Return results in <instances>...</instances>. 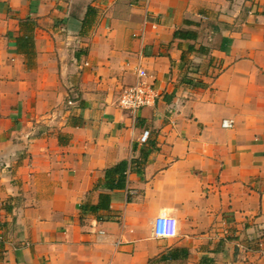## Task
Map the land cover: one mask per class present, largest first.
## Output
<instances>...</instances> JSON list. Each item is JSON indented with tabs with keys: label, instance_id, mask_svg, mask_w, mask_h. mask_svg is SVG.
I'll list each match as a JSON object with an SVG mask.
<instances>
[{
	"label": "crops",
	"instance_id": "1",
	"mask_svg": "<svg viewBox=\"0 0 264 264\" xmlns=\"http://www.w3.org/2000/svg\"><path fill=\"white\" fill-rule=\"evenodd\" d=\"M0 264H264V0H0Z\"/></svg>",
	"mask_w": 264,
	"mask_h": 264
},
{
	"label": "built area",
	"instance_id": "2",
	"mask_svg": "<svg viewBox=\"0 0 264 264\" xmlns=\"http://www.w3.org/2000/svg\"><path fill=\"white\" fill-rule=\"evenodd\" d=\"M129 72L134 78V84L122 92L117 105L120 109L127 111L132 120H136L138 113L143 108L154 107L158 95L141 65L132 67ZM157 118L158 116L155 115V119ZM221 127L231 129L232 122L227 119L222 120ZM149 136L150 131L144 130L139 138V143L146 144ZM153 234L158 238L175 237L177 235L176 221L164 215L157 217L153 226ZM53 241L54 235H50L47 231L41 232L40 242L42 244H49Z\"/></svg>",
	"mask_w": 264,
	"mask_h": 264
},
{
	"label": "trees",
	"instance_id": "3",
	"mask_svg": "<svg viewBox=\"0 0 264 264\" xmlns=\"http://www.w3.org/2000/svg\"><path fill=\"white\" fill-rule=\"evenodd\" d=\"M125 164H123L122 166H120V167H122V169H124L125 168ZM124 172V171H123ZM122 174V176H121V178H120V180H119V183L121 182V180H123V181H125V178H124V176H123V173H121ZM119 186V185H118ZM113 188V187H112Z\"/></svg>",
	"mask_w": 264,
	"mask_h": 264
}]
</instances>
